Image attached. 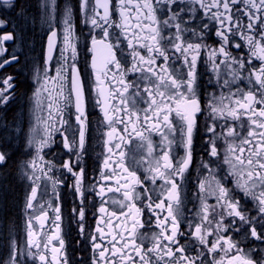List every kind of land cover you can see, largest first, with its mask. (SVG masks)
<instances>
[{
  "label": "snow or ice",
  "instance_id": "snow-or-ice-1",
  "mask_svg": "<svg viewBox=\"0 0 264 264\" xmlns=\"http://www.w3.org/2000/svg\"><path fill=\"white\" fill-rule=\"evenodd\" d=\"M9 177L0 264H264V0H0Z\"/></svg>",
  "mask_w": 264,
  "mask_h": 264
},
{
  "label": "trees",
  "instance_id": "trees-1",
  "mask_svg": "<svg viewBox=\"0 0 264 264\" xmlns=\"http://www.w3.org/2000/svg\"><path fill=\"white\" fill-rule=\"evenodd\" d=\"M21 186L11 177L8 180L0 179V203L6 204L8 207L13 208L18 212V209L14 208L16 204L20 202Z\"/></svg>",
  "mask_w": 264,
  "mask_h": 264
},
{
  "label": "flooded vegetation",
  "instance_id": "flooded-vegetation-1",
  "mask_svg": "<svg viewBox=\"0 0 264 264\" xmlns=\"http://www.w3.org/2000/svg\"><path fill=\"white\" fill-rule=\"evenodd\" d=\"M39 48H40V45H39V43L36 45V49H37V52H39ZM13 67H15V65H13ZM4 71H6V72H10L11 71V69H4ZM87 75V74H86ZM54 151H55V149H53ZM174 154H179V149H175L174 150ZM194 173H195V169H194ZM18 183V182H17ZM19 184V183H18ZM20 186H21V193H20V201H22V198H23V194H24V190H23V187H22V185L21 184H19ZM66 191V190H65ZM68 199H69V202L71 201V197L69 196L68 197ZM70 207V203L69 204H66L65 206H64V208H65V221H66V223H65V228H67V209ZM76 236V233H75V231H73L72 233H71V237H75ZM71 237H66V239H68L69 240V242H70V247H69V253H70V257H71V255H72V251H71Z\"/></svg>",
  "mask_w": 264,
  "mask_h": 264
}]
</instances>
